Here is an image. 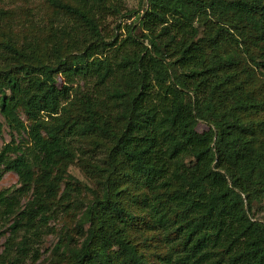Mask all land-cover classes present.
Listing matches in <instances>:
<instances>
[{"label":"trees","instance_id":"16d2710c","mask_svg":"<svg viewBox=\"0 0 264 264\" xmlns=\"http://www.w3.org/2000/svg\"><path fill=\"white\" fill-rule=\"evenodd\" d=\"M47 2L73 23L52 26L45 47L0 31V110L27 135L0 151V180L19 178L0 192L12 235L39 236L71 209L78 159L95 162L99 186L71 264H264L253 212L264 197V100L247 89L264 68V0ZM110 19L118 30L131 20L126 35ZM196 22L208 28L201 37ZM135 228L150 235L140 242Z\"/></svg>","mask_w":264,"mask_h":264},{"label":"rangeland","instance_id":"374dc122","mask_svg":"<svg viewBox=\"0 0 264 264\" xmlns=\"http://www.w3.org/2000/svg\"><path fill=\"white\" fill-rule=\"evenodd\" d=\"M184 3V0H179ZM130 9L138 10L141 7V0H126ZM0 31H4L8 37H13L22 43L25 39L36 38L40 45L45 47L47 39L50 37L52 26L72 24L73 20L66 15L55 17L54 8L50 6L47 0H0ZM214 20V17L212 18ZM54 24H52V23ZM121 22V20H120ZM131 20L122 21V29H116V21L110 19L108 22L109 29L113 33H122L126 35V24ZM51 24V27H50ZM199 26V36H203L208 28L203 22H196ZM140 32V31H138ZM123 37V36H121ZM147 44V42H146ZM4 65L0 64V68ZM258 79L251 80L247 89L250 90L258 100H264V68L259 67L257 70ZM21 117L25 119V115L20 112ZM248 121H256L257 118L251 115L244 116ZM28 123V122H27ZM198 129L205 131L208 129L206 122L200 121ZM27 141L25 133H17L12 130L6 122L0 110V151L10 143H24ZM95 163V162H94ZM94 163L86 160L76 159L68 167V178L73 184L78 185L82 189L81 196L71 204L68 212H63L62 208L57 209L54 217L50 218L47 225L44 226L39 236L30 237L25 229L12 235L11 224L15 217L3 216L0 214V264H71L70 249L76 244L83 242L89 223H84V231L79 233L78 224L82 218V211L86 204L93 198L91 189L98 191L97 174L93 170ZM134 190V183H127ZM19 186V178L15 172L5 171L0 180V192L11 188L15 190ZM125 186V185H124ZM66 184L63 183L59 196L63 192ZM30 194L21 200L23 206L28 200ZM75 198V197H74ZM253 212L256 218L264 221V197L261 201L254 202ZM132 237H136L140 242L144 240L148 232H142L133 229ZM30 237L33 241L32 248L27 256H22L19 250L22 241Z\"/></svg>","mask_w":264,"mask_h":264}]
</instances>
